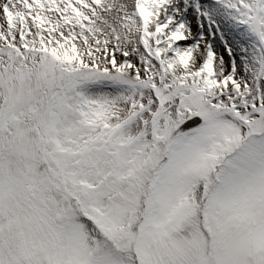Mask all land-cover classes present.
<instances>
[{
	"label": "snow or ice",
	"instance_id": "snow-or-ice-1",
	"mask_svg": "<svg viewBox=\"0 0 264 264\" xmlns=\"http://www.w3.org/2000/svg\"><path fill=\"white\" fill-rule=\"evenodd\" d=\"M0 264H264V0H0Z\"/></svg>",
	"mask_w": 264,
	"mask_h": 264
}]
</instances>
